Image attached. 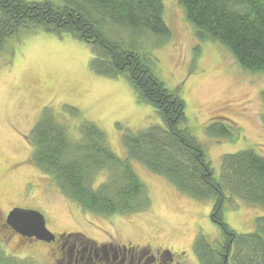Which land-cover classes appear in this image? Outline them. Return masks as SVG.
Returning a JSON list of instances; mask_svg holds the SVG:
<instances>
[{
  "label": "rangeland",
  "instance_id": "rangeland-1",
  "mask_svg": "<svg viewBox=\"0 0 264 264\" xmlns=\"http://www.w3.org/2000/svg\"><path fill=\"white\" fill-rule=\"evenodd\" d=\"M162 2L163 20L170 31L166 39L116 27L109 36L154 59L155 75L182 97V127L201 143L216 178L224 154L252 149L264 158V73L245 70L219 43L198 39L177 0ZM90 58L85 42L41 28H20L0 48V246L4 254L26 259L27 264H56L50 252L55 243L23 237L5 223L13 207L39 211L58 240L85 235L97 242L110 238L117 245L150 244L180 251L189 250L192 241L203 235L211 246L218 244L221 231L210 219V201L180 192L139 162L131 160L144 185L146 207L103 216L65 196L31 160L29 135L44 109L67 127L72 140L80 137L82 122L95 123L105 133L109 148L121 157L126 155L122 133L162 125L156 109L138 100L124 76L95 73L89 68ZM217 116L234 123L232 137L207 135V123ZM106 177L105 171L98 173L95 185ZM233 202L224 204V222L237 234L252 231L264 208L240 199ZM189 254L193 255L192 245Z\"/></svg>",
  "mask_w": 264,
  "mask_h": 264
},
{
  "label": "trees",
  "instance_id": "trees-1",
  "mask_svg": "<svg viewBox=\"0 0 264 264\" xmlns=\"http://www.w3.org/2000/svg\"><path fill=\"white\" fill-rule=\"evenodd\" d=\"M177 2L198 39L219 43L242 68L264 73V0ZM113 27L130 34L147 31L162 39L170 33L163 20L162 0H0V48L20 28L69 34L88 44L92 71L124 76L138 100L153 106L162 120V125L149 124L122 133L126 155L121 157L109 148L105 133L95 123L82 122L80 137L72 140L67 127L44 109L29 135L31 160L52 177L65 196L82 209L103 216L146 207L144 185L131 160L139 162L180 192L210 201V219L221 231L217 248L231 251L230 264H264V215L255 218L252 231L244 234L235 233L222 217L225 202L232 204L233 199L264 208V158L252 149L224 154L216 178L203 146L182 127V97L155 75L154 59L109 36ZM261 96L264 100V91ZM235 131L234 123L223 116L212 118L206 125L207 135L215 139L232 137ZM101 171L107 177L95 185ZM194 250L200 264H226L223 255L212 253L202 235L197 237ZM27 263L26 259L5 255L0 246V264Z\"/></svg>",
  "mask_w": 264,
  "mask_h": 264
},
{
  "label": "flooded vegetation",
  "instance_id": "flooded-vegetation-1",
  "mask_svg": "<svg viewBox=\"0 0 264 264\" xmlns=\"http://www.w3.org/2000/svg\"><path fill=\"white\" fill-rule=\"evenodd\" d=\"M56 239L57 237L49 243H55L50 252L56 264H188L193 260L200 264L199 256L194 250L195 240L192 241L193 244L191 243L193 255H190L191 245L189 250L173 251L150 244L117 245L110 238L97 242L85 235L82 237L65 235L60 236L59 240ZM85 241L86 244H83ZM208 246L213 249L212 253L215 255H223L226 264L231 263V251L220 250L217 244L211 246L208 243Z\"/></svg>",
  "mask_w": 264,
  "mask_h": 264
},
{
  "label": "water",
  "instance_id": "water-1",
  "mask_svg": "<svg viewBox=\"0 0 264 264\" xmlns=\"http://www.w3.org/2000/svg\"><path fill=\"white\" fill-rule=\"evenodd\" d=\"M5 223L23 237L47 243L55 239V234L46 228L44 216L36 210L14 207L8 211Z\"/></svg>",
  "mask_w": 264,
  "mask_h": 264
}]
</instances>
